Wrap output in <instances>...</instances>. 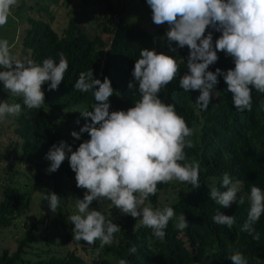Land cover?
<instances>
[{
  "label": "clouds",
  "instance_id": "1",
  "mask_svg": "<svg viewBox=\"0 0 264 264\" xmlns=\"http://www.w3.org/2000/svg\"><path fill=\"white\" fill-rule=\"evenodd\" d=\"M18 0H0V27L8 22V17ZM152 13V22L168 25L164 36L170 51L176 52L185 46L189 49L188 71L180 78V87L185 91H199L196 103L207 109L212 99V90L222 75L227 91L232 94L233 105L238 111L252 109L251 91L254 88L264 93V0H146ZM221 35L213 42V32ZM207 31V35L205 34ZM218 52H224L234 60L235 67L227 71L209 66L219 59ZM68 62L60 53L59 62L46 58L42 64L31 59H21L11 53L9 41L0 39V82L3 91L12 97L22 99L28 109H39L45 103L42 86L57 90L64 80ZM179 65L176 59L155 49L143 48L132 71L133 80L128 88L135 95L138 90L141 98L127 110L110 111V97L115 89L111 80L101 81L94 76L92 69L79 73L74 88L82 93L93 92L96 103L92 110L80 111L86 123L80 131L71 135L79 140L83 133L90 139L84 140L76 150L67 141L53 144L46 154L50 161L46 172L57 171L67 158L75 172L76 186L85 189L83 199H77V214L68 216L74 224L73 238L93 245L97 240L100 247L112 245L114 234L121 229L107 220L101 211L89 206L93 201L101 205L109 201L124 215L151 228L153 235L160 240L165 237L164 229L175 217L174 227L184 230L188 227L185 214L175 216L172 207L153 209L145 206L148 197L157 193L158 184L178 180L199 188V165L187 162L184 148L191 147L186 139L191 129L176 112L173 105L163 103L158 93L176 77ZM21 112V104L0 101V122L8 116ZM79 124V119L77 120ZM70 153V155H69ZM184 162V163H181ZM241 182H233L225 173L220 191L209 189V197L221 207H230L234 202L245 203L239 196ZM45 200L55 213L59 207V196L52 192ZM250 202L247 219L241 231L259 240L254 225L264 214V191L252 186L247 195ZM214 223L226 225L229 229L235 223L234 217L217 212ZM119 243V241H115ZM135 253L136 248H131ZM232 264H249L239 252H230ZM119 264H127L124 259Z\"/></svg>",
  "mask_w": 264,
  "mask_h": 264
},
{
  "label": "trees",
  "instance_id": "2",
  "mask_svg": "<svg viewBox=\"0 0 264 264\" xmlns=\"http://www.w3.org/2000/svg\"><path fill=\"white\" fill-rule=\"evenodd\" d=\"M102 2L105 13L109 10L118 12L119 8L112 0ZM27 21L21 43L30 50L31 60L42 64L44 59L52 58L58 63L60 53H63L68 69L57 90L49 91L47 83L42 86L45 103L41 108L28 110L22 99L17 97L15 103L21 104V112L15 118L14 131L18 136L21 162L43 166L50 162L46 159V154L53 144L67 141L76 150L80 143L90 139L88 133H83L79 140L71 135L72 131L79 132L87 122L77 108L83 104L91 111L92 105L96 103L92 91L82 93L74 88L82 71L92 69L94 76L101 81L106 77L111 80L115 91L109 98L110 111L133 107L141 96L138 90L133 95L128 84L134 79L132 71L136 60L140 58L141 50L148 48L172 55L179 65L176 77L161 89L158 97L163 103L173 105L191 129L192 134L186 139L191 140L192 146H186L184 152L187 162L199 165L200 187L190 186L175 201L159 206L161 210L172 207L176 217L183 213L188 220V227L184 230L174 227L175 217L170 220L164 229L163 240L157 239L151 228L142 225L139 221L142 217L124 215L110 203L109 208L115 209L119 217L107 215L106 221L111 220L121 229L114 234L112 245L101 248L99 240L93 245L83 240L76 241L72 232L74 224L62 223L61 243L78 244L93 259L71 249L60 255L51 254L32 260L27 257V246L37 238L33 235L36 225L25 223V232L19 239L17 248L10 250L6 247L0 251V264H119L121 259L126 260L127 264H232L228 255L236 251L241 252L249 264H264V214L254 225L259 233V240L241 231L250 208L247 195L251 187L257 186L264 191V93L253 88L252 109L238 111L233 105L232 94L226 90L227 84L223 76L219 75L209 106L206 110L202 109L196 103L199 91L185 92L179 84L180 78L188 71L189 49L185 46L178 48L176 52L170 51L164 36L168 29L165 25L147 30L119 14L117 19H109L113 23L112 27L104 26L111 33L110 39L105 40L99 34L91 35L86 26L73 16L69 17L61 34L49 20L42 17L29 16ZM207 31L213 32V42L221 35L212 28ZM218 57V61L209 66L210 71L215 72L217 68L227 71L235 67L233 58L224 52H218ZM57 113L61 115L63 125H58L53 120ZM71 120L75 123L73 126L69 125ZM225 173L233 182H241L238 199L243 195L244 204L234 202L230 207H221L209 197V189L212 187H217L220 191L227 190L222 187ZM74 174L66 158L57 171L50 173L53 187H42L35 181L33 188L42 192H55L60 197L63 188L68 186V179ZM209 177L216 181L210 183ZM27 194L28 190L16 185L6 184L3 187L0 227L15 224L14 220L29 198ZM159 195L160 184L156 195H150L147 200L155 207L158 205ZM218 211L234 217L235 223L231 229L214 223L213 217ZM117 240L118 244L115 243ZM133 247L137 251L130 253L129 250Z\"/></svg>",
  "mask_w": 264,
  "mask_h": 264
},
{
  "label": "rangeland",
  "instance_id": "3",
  "mask_svg": "<svg viewBox=\"0 0 264 264\" xmlns=\"http://www.w3.org/2000/svg\"><path fill=\"white\" fill-rule=\"evenodd\" d=\"M112 3L118 6V12L109 10L105 13V5L102 0H18L17 6L13 7L8 17V22L0 27V39L9 41L11 53L21 59L30 57V50L23 47L21 35L28 25V17L36 16L49 20L54 29L61 34L67 25L70 16L76 17L79 23L86 26L91 35L99 34L105 40H109L111 33L104 29V26L112 27L110 18L117 19L119 14L124 18L139 23L147 30H152L157 25L152 22L151 9L147 2L140 0H112ZM45 7V8H44ZM168 26L167 24H164ZM17 97H12L3 91L2 82H0V101H6L9 104L15 103ZM87 110L85 105L77 108L80 111ZM17 116V115H16ZM16 116H8L3 122H0V199L3 197V187L6 184L19 186L21 189L28 190L27 203L21 207L20 214L14 220V225L0 227V251L3 248L15 250L19 239L24 235L25 223H35L33 230L34 238L31 241V247L28 249L27 257L36 260L48 257L51 254L60 255L67 250L76 249V251L88 259H93L92 255L73 242L61 243L63 237L62 223H71L68 216L77 214V199H83L85 189L76 186L75 174L68 179L66 187L60 194V204L55 213L50 208L45 196L51 193L42 192L33 188L37 181L42 187H53V179L50 173L46 172L50 162L42 165H26L19 160L18 136L14 131V121ZM53 120L58 125H63V120L59 113L55 114ZM74 121L69 125L73 126ZM70 155V154H69ZM210 183L216 179L209 177ZM190 184L173 180L167 184H160V195L157 206H153L148 200L145 206L150 205L153 209H159L162 204H168L178 199L182 194L190 189ZM26 200H23L26 202ZM92 209L101 211L105 216L111 215L118 218V214L110 207L109 201H104L101 205L98 201H93L89 206Z\"/></svg>",
  "mask_w": 264,
  "mask_h": 264
}]
</instances>
